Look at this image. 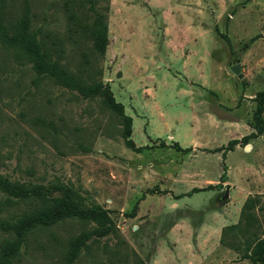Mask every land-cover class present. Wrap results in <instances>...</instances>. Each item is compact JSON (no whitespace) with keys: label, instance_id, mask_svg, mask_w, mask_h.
<instances>
[{"label":"rangeland","instance_id":"rangeland-1","mask_svg":"<svg viewBox=\"0 0 264 264\" xmlns=\"http://www.w3.org/2000/svg\"><path fill=\"white\" fill-rule=\"evenodd\" d=\"M24 2L0 0L6 24L22 15ZM29 3L32 29L54 57L109 84L133 118L131 138L148 146H126L122 120L103 97L38 75L30 60L0 42V175L52 195L71 188L84 205L107 208L117 228L91 239L73 264H260L241 255L247 235H264V132L225 156L215 150L255 132L253 98L264 90V0H109L107 50L90 68L84 60L93 58L92 41L77 25L92 21L89 4ZM236 63L241 77L231 68ZM209 184L215 187L187 195ZM227 185L229 199L221 202ZM255 195L258 221L246 232L237 223ZM30 208L0 190V244L11 236L5 220ZM232 224L225 242L239 251L221 242ZM93 226L69 218L38 228L15 262L66 264L69 240Z\"/></svg>","mask_w":264,"mask_h":264},{"label":"trees","instance_id":"trees-1","mask_svg":"<svg viewBox=\"0 0 264 264\" xmlns=\"http://www.w3.org/2000/svg\"><path fill=\"white\" fill-rule=\"evenodd\" d=\"M103 6H98L100 0H81L82 5L89 4V8L94 13L91 22L84 21L83 24H77L83 28V32L88 35L92 41L94 50L93 58L85 56L86 68L93 67L103 59L108 46V22L107 12L109 10V0ZM73 17V16H72ZM228 40L227 36L224 35ZM0 42L16 50L20 55L25 56L33 63V68L38 75H45L55 83L67 87L71 90L78 91L85 97L101 96L109 109L120 116L123 123L122 136L126 146L134 151L140 152L148 146H137L131 138L133 118L127 114L124 104L117 101L109 84H103L102 81L87 79L81 74L74 73L68 69L58 57H54V50L47 45L40 32L32 29L31 7L29 0H25L22 15L13 23L6 24L4 17L0 14ZM87 70V69H86ZM98 74L102 75V69H97ZM253 100L256 102V108L253 113L254 129L248 135L241 139H231L226 146L217 148L215 151L223 150L225 153L234 149L236 144L247 143L248 140L264 132V90L258 91ZM163 144V142H161ZM173 146L181 148L175 141ZM227 166L224 164V172L221 181L227 180ZM215 185L209 184L206 188H193L187 192L191 195L194 192L213 188ZM61 194L52 195L51 189H45L42 186L26 188L21 184L10 181L7 177L0 175V190L19 201L29 202L30 210L24 212L16 220H5L3 227L10 233V237H5L0 244V264H16L17 254L29 233L41 227H50L60 221L69 218H77L82 221L92 222L94 226L90 229L80 232L72 237L68 242L65 259L66 264H73L79 257L81 251L89 247L91 239H99L117 231L115 222L111 218L110 211L98 203L84 205L82 200L74 193L71 188L61 187ZM260 204V195L249 196L241 210V218L237 223L242 226L244 231L249 232L251 226L258 221L255 208ZM134 206L132 214L137 209ZM261 207V206H259ZM235 224L225 226L221 237V242H225V232L232 230ZM244 243L242 259H250L253 262L264 264V235L260 236L253 231L246 236ZM232 249L239 251L240 248L235 244H226Z\"/></svg>","mask_w":264,"mask_h":264},{"label":"water","instance_id":"water-1","mask_svg":"<svg viewBox=\"0 0 264 264\" xmlns=\"http://www.w3.org/2000/svg\"><path fill=\"white\" fill-rule=\"evenodd\" d=\"M232 70L237 73L240 77L242 76V74L240 73V66L239 63L234 64L232 67ZM229 199V185H227V188L225 190V192L221 195L220 201L224 202L226 200Z\"/></svg>","mask_w":264,"mask_h":264}]
</instances>
